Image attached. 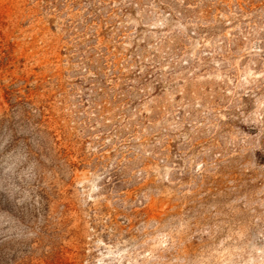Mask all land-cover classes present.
Instances as JSON below:
<instances>
[{"label":"rangeland","instance_id":"obj_1","mask_svg":"<svg viewBox=\"0 0 264 264\" xmlns=\"http://www.w3.org/2000/svg\"><path fill=\"white\" fill-rule=\"evenodd\" d=\"M0 264H264V0H0Z\"/></svg>","mask_w":264,"mask_h":264}]
</instances>
